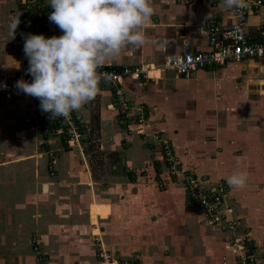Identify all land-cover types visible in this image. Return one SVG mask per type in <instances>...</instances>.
Instances as JSON below:
<instances>
[{
    "label": "crops",
    "instance_id": "0c3cea01",
    "mask_svg": "<svg viewBox=\"0 0 264 264\" xmlns=\"http://www.w3.org/2000/svg\"><path fill=\"white\" fill-rule=\"evenodd\" d=\"M152 2L145 29L151 42L127 47L105 66L157 70L126 78L122 87L133 112L142 109L146 132L168 141L183 168L210 181L248 173L246 186L230 192L247 205V235L264 264V58L186 76L163 71L186 50L208 51L205 23H234L235 5ZM19 15L15 0H0V82L31 76L19 25L11 36ZM48 17L45 36L63 35ZM263 30L264 6L244 26L250 40ZM99 88L75 111L92 142L83 152L31 127L39 99L20 90L9 98L0 94V264H39L35 242L47 257L43 264H235L225 249L229 232L206 222L182 184L157 186L168 178L160 143L128 133L113 107L112 88Z\"/></svg>",
    "mask_w": 264,
    "mask_h": 264
},
{
    "label": "clouds",
    "instance_id": "9594fccd",
    "mask_svg": "<svg viewBox=\"0 0 264 264\" xmlns=\"http://www.w3.org/2000/svg\"><path fill=\"white\" fill-rule=\"evenodd\" d=\"M226 3L245 6L244 0ZM49 5L48 19L63 35L25 37L23 50L32 81L20 79L15 87L39 99L41 111L50 113V118H69L97 96L105 65L127 47L151 42L145 29L155 10L152 0H49ZM19 23V19L11 23L12 38ZM226 179L230 187L242 189L248 173L237 171Z\"/></svg>",
    "mask_w": 264,
    "mask_h": 264
},
{
    "label": "built area",
    "instance_id": "2783aa9c",
    "mask_svg": "<svg viewBox=\"0 0 264 264\" xmlns=\"http://www.w3.org/2000/svg\"><path fill=\"white\" fill-rule=\"evenodd\" d=\"M19 12V28L26 37L28 34H46L48 27L47 17L52 12L49 0H15ZM245 6H234L235 21L232 24L224 25L221 22H206L203 33L208 39L209 50L205 52H190L186 50L180 56L169 59L163 66V71H172L180 76H186L199 69H209L222 66L229 62L252 60L264 58V30L257 40L247 38L244 26L251 12L257 11L264 6V0H244ZM188 45H186L187 47ZM102 79L100 84L109 86L113 90V107L118 112L121 122L126 131L130 134L139 136L153 137L160 143L161 160L167 171L168 177L178 180L186 190L189 202L200 208L206 215L214 218L218 215V210L222 206V188L204 190L200 187L193 176L188 175L187 171L179 165L178 158L174 155L166 140L146 132L144 115L142 109L139 114L133 112V107L126 97V92L122 87L126 78L139 80L141 77H150V67H119L111 68L104 66L101 70ZM23 79L27 82L32 81V77L17 76L11 81L0 82V94L9 98L13 92L19 91L16 82ZM6 85V86H5ZM40 100L35 108L31 127L40 132L45 137H57L67 147L78 148L81 152L87 150L92 145L90 140L84 137L83 117L73 111L69 118L52 117L50 113L41 111ZM217 218V217H215ZM234 229V227H231ZM38 261L43 257L37 243H33ZM254 256L247 254L241 257L237 264H253ZM225 264V263H224Z\"/></svg>",
    "mask_w": 264,
    "mask_h": 264
},
{
    "label": "rangeland",
    "instance_id": "374dc122",
    "mask_svg": "<svg viewBox=\"0 0 264 264\" xmlns=\"http://www.w3.org/2000/svg\"><path fill=\"white\" fill-rule=\"evenodd\" d=\"M18 19L20 20V17ZM169 147L171 151H173V147L171 145H169ZM179 165L182 166L180 161H179ZM184 170L187 171L188 175L193 176V178L197 180L200 187L204 190L220 189V187L222 188L223 190V193H221L223 197L222 206L218 210L217 213L218 215L215 216L217 218L209 217L200 208L192 204V202L190 203L194 207H196L197 209L203 212L205 220L209 225H211L212 227L224 226L223 227L224 230L229 232L228 239L225 244V249L228 251L231 250L235 264H237L238 260L240 259V256L245 257L247 256V254L254 256L253 264H260L261 250L258 248V246L255 245L253 239L247 235V213L244 209L245 207L247 209V205L244 207L241 206L243 202V198L236 199L235 197H233V195L230 192L231 188L229 184L223 181L222 179H218L216 181H210L208 180L209 179L208 177L200 176L196 174L193 170L185 169V168ZM165 180L166 181L156 183L160 189L161 188L165 189L167 183L168 184L178 183V185L180 184L178 180H174V178L171 177L168 178L166 177ZM239 207L241 208V212ZM231 227H234V229H232ZM46 258H44L41 262H39V264L45 263L47 260ZM224 263L226 264V262Z\"/></svg>",
    "mask_w": 264,
    "mask_h": 264
},
{
    "label": "bare ground",
    "instance_id": "6f19581e",
    "mask_svg": "<svg viewBox=\"0 0 264 264\" xmlns=\"http://www.w3.org/2000/svg\"><path fill=\"white\" fill-rule=\"evenodd\" d=\"M151 70H152V71H151ZM151 70H150L151 72L149 73L150 76H152V74H153L152 72H154V71L156 72V71H157V70H153V69H151Z\"/></svg>",
    "mask_w": 264,
    "mask_h": 264
}]
</instances>
